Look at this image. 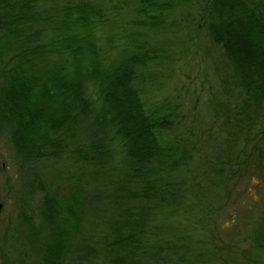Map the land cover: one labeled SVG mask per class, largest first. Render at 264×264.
Instances as JSON below:
<instances>
[{"label":"trees","instance_id":"obj_1","mask_svg":"<svg viewBox=\"0 0 264 264\" xmlns=\"http://www.w3.org/2000/svg\"><path fill=\"white\" fill-rule=\"evenodd\" d=\"M44 1L0 0V134L23 166L60 160L64 141L86 132L84 145L72 150L77 160L101 168L112 164L103 172L109 175L115 167L121 174L107 181L111 191L95 201L105 200L100 211L110 213L102 235L81 241L70 264H91L97 258L101 264H182L173 245L166 246L169 257L161 256L165 247L152 237L158 227L146 222L151 214L159 215V208L169 209L166 217L174 219L177 195L166 175L184 170L191 158L185 147L189 141L180 146L177 139L159 140L157 133L175 121L171 114L144 108L140 86L150 79L138 68L156 57H106L89 38L99 12L84 3L44 10ZM181 1L183 7H200L208 36L227 60L226 76L242 93L235 110L225 107L216 115L222 114L234 138L250 133L257 121L253 116H264V0ZM135 2L144 17L140 25L150 28L162 27L164 14L176 6V0ZM260 133L264 139V130ZM113 142L120 147L116 161ZM54 195L44 193L48 212L54 211ZM77 214L74 209L62 222L78 223ZM62 224H46L37 264H63L69 255ZM261 241L264 230L255 238L257 246Z\"/></svg>","mask_w":264,"mask_h":264},{"label":"rangeland","instance_id":"obj_2","mask_svg":"<svg viewBox=\"0 0 264 264\" xmlns=\"http://www.w3.org/2000/svg\"><path fill=\"white\" fill-rule=\"evenodd\" d=\"M180 1L164 14L160 28L140 25L144 17L136 11L135 0H47L41 8L84 3L100 13L91 23L89 38L106 57H156L138 68L150 79L140 86L144 108L171 114L175 121L157 133L159 140L177 139L180 146L189 141L185 147L191 155L184 170L166 175L177 195L174 219L166 217L169 209L159 208V215L151 214L146 221L158 227L152 237L165 247L161 256L169 257L166 246L173 245L182 264H264V241L261 246L255 242L264 230V116H253L257 121L250 133L236 138L228 134L231 127L217 115L225 107L234 109L242 93L226 76L227 60L208 36L200 7H183ZM90 97L98 108L95 96ZM87 136L79 131L74 139H66L58 161L22 166L0 134V264H37L36 251L48 223H63L61 237L71 244L63 264H70L81 241L102 235L110 213L100 211L105 200L95 201L111 191L107 181L119 172L114 167L107 175L103 170L112 164L101 168L77 160L72 150L82 147ZM112 146L116 161L120 147L115 142ZM94 171L98 176H88ZM44 193L55 194L50 206L54 211L43 204ZM131 204L135 207L137 201ZM74 209L79 222H62Z\"/></svg>","mask_w":264,"mask_h":264},{"label":"water","instance_id":"obj_3","mask_svg":"<svg viewBox=\"0 0 264 264\" xmlns=\"http://www.w3.org/2000/svg\"><path fill=\"white\" fill-rule=\"evenodd\" d=\"M0 209H1V203H0Z\"/></svg>","mask_w":264,"mask_h":264}]
</instances>
